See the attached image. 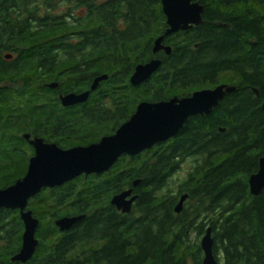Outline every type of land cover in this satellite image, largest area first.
Instances as JSON below:
<instances>
[{"label": "trees", "instance_id": "16d2710c", "mask_svg": "<svg viewBox=\"0 0 264 264\" xmlns=\"http://www.w3.org/2000/svg\"><path fill=\"white\" fill-rule=\"evenodd\" d=\"M93 1L39 0L33 29L3 21L0 36L11 35L15 40L6 43L1 39L0 48L14 47L26 55L27 62L18 74L0 72V83L26 86L18 101L28 95L36 97L43 54L60 52L81 53L80 61L89 66L95 56L98 75H110L99 89L98 116L127 119L140 101L189 96L222 83L237 91L228 93L212 115L192 117L171 143L147 152L143 161L122 164L121 171L107 178L104 189L109 182L117 188L127 180L130 184L140 180L135 189L137 203L128 217L117 216L112 208L102 215L93 209L98 187L81 193L78 197L82 199L71 186L50 192L34 208L41 225L36 235L40 246L28 264H202L200 242H190L189 233L194 231L200 237L208 227L220 264H264V190L252 196L248 184L264 155V0H194L204 7L203 23L165 38L164 44L172 47L170 56L152 52L154 40L167 29L161 0H106L92 8ZM81 2L90 6L87 18L71 16L75 9L60 12L67 3ZM152 58L162 60L159 71L141 88L131 87L128 92V75L115 73L114 68L127 66L128 59L143 63ZM53 60L49 66L55 73L51 70L49 74L57 75L62 68L59 64L54 67ZM106 100L118 110L109 111ZM124 100H129L125 108L121 106ZM112 124H87L83 134L91 138L88 141L83 136L80 142H91ZM189 160L191 167L185 177H177ZM22 173L0 169V186ZM174 184L177 186L172 188ZM184 194L189 198L177 214L176 204ZM76 214L86 218L69 232L60 233L55 219ZM1 219L0 227H21L20 221ZM20 236L4 239L0 264H14L11 256L20 247Z\"/></svg>", "mask_w": 264, "mask_h": 264}, {"label": "flooded vegetation", "instance_id": "af4514ba", "mask_svg": "<svg viewBox=\"0 0 264 264\" xmlns=\"http://www.w3.org/2000/svg\"><path fill=\"white\" fill-rule=\"evenodd\" d=\"M100 1L101 0H94L92 3V8L93 7L96 8ZM102 1L106 2V0H102ZM1 2L2 0H0V27L2 26L3 21H6L7 23L11 21V23L12 24L14 23L15 25L16 23H21L23 25H26L28 29H33V27H35L34 26L35 17L33 13H34V8L36 6L35 2H39V0H27L26 4H11V5L10 4L4 5ZM64 7L66 9H75L74 12L76 14L72 13L70 15L77 16L79 20L87 18L89 15L88 11L90 9V6L87 5L86 2L84 3L81 2L77 4L67 3L64 5ZM43 11H44V8H43ZM166 20L167 19H165V21ZM166 24H167V21H166ZM0 33H1V28H0ZM1 39L5 41L6 43H10L15 40V38H13V36L11 35H7L6 37H3V38L0 36V40ZM153 45H154V42H153ZM165 46L171 47L169 45H165ZM2 47L3 46H1L0 48V72L5 71V72L10 73L11 75L18 74L19 67L23 66L24 63L27 62L25 61L26 55H24V53L16 52L14 47L13 48L12 47L2 48ZM152 52H153V46H152ZM160 53H165V52L161 51L157 54H160ZM157 54H154V55H157ZM43 56L44 58L39 62L40 63L39 65L40 73L42 74V76L41 78H39L41 82L38 85L41 87H39L38 93L35 94L36 95L35 98H30L28 95L27 97H25V99L18 101L19 96L22 94H25V92L24 91L22 92L21 89H23L26 86L20 83L18 84L13 83L10 80H8L10 82L0 83V169L4 171L19 170L23 172L22 175L20 177H17V179H14V181H10V182L7 181L4 185L0 186V190L6 189L7 187L12 186L19 179L23 178L25 174L28 172L30 161L32 158H34L36 154L35 145H34L35 141L36 142L41 141L45 145L55 144L57 145L59 149H63V150H68L70 148L78 147V146H82V147L88 146L93 143L95 144L99 142L103 137L110 136L113 133H115L120 128L121 125L126 123L131 118V116L135 113L137 109L136 107H138L140 103L153 102V101L138 102L135 107L136 109L132 113L131 112L129 113V110H127V112L129 113L127 115L128 116L127 119H125V117L115 116L113 114L98 116V111H99L98 110L99 109L98 100L100 99L99 89L101 88L103 83H105L106 81L99 84L100 86L98 87L96 91H93V92L91 91V87H92L91 85L94 83L95 79L99 77L97 73L98 72V69H97L98 66H97V61H96L97 57L94 56V58L91 60L92 61L91 66H89L90 64H88L87 62L83 63L84 64L83 65L82 61H80L82 60L81 53L60 52V53H54V54L51 53V56L50 54L45 53L43 54ZM167 56H170V55H167ZM53 57H56L55 58L56 61L53 60ZM57 57L60 58V60H58ZM51 59L55 61V63L53 62L54 67L56 66V64L61 65V68H62L61 73L54 75L55 71L54 69H52V67H50ZM152 59H159V58H152ZM147 62L145 61L143 63L141 62L137 63L135 61H131L128 59L124 62L126 63L127 66L125 67L121 66V67L114 68L115 73L116 72L118 74L126 73L128 75L129 82L128 84L125 83L128 92H130L131 87L137 89L145 85V82L144 84H141L139 86H133L130 83H131V77L134 74L135 72L134 70L136 69V67L140 64H144ZM51 70L54 71L53 73L54 76L49 74ZM105 75L108 76V79L110 78V75L108 73ZM51 84H56L57 86L55 88H51L49 87ZM222 84H227V83H222ZM205 89H211V88H205ZM90 91H91L90 96L88 97V100L84 103H79V104H75L72 106L70 105L69 107L64 105L63 103L62 98L66 96H69L72 94L81 95V94H84ZM20 92L22 93L19 94ZM127 97L129 99V96ZM174 97L184 98L187 96L185 95L176 96L175 95L173 97H170L169 99L174 98ZM162 101H166V100H162ZM128 102L129 100H124L121 106L125 108L126 106H128ZM157 102H160V101H157ZM106 105H107V109L111 111L112 113L114 110L116 111L118 110L117 108H114V104L112 103L111 100H106ZM35 110H38V112H41L39 114H43V112H45L46 115H36L38 113L34 112ZM49 112L50 114H48ZM99 121L102 123L110 122L113 124L110 126H107V128L103 131V133L100 134V136H97L91 142L89 143L80 142L83 136H86L85 138H87L88 141H89V138H91L90 137L91 135L83 134V128L86 127L87 124H93V123L98 124ZM116 123H120V125L116 126ZM172 140L173 138H171L167 142L155 144V146L152 149L147 150L137 156L123 155L122 157L119 158L116 164L110 170H108V172L104 174H100V175H97V174L90 175V176H95L92 180H90L91 179L89 178L90 176L86 177L85 175H83L84 179H82L81 178L82 176H81L73 180L72 182L62 185L61 187L59 186L54 189H50V188L43 189L40 194H38L37 196L33 198H30L28 205L26 209L23 210V212L32 211L33 217L40 221V219L35 216V210H34V208L36 209L40 207V204L39 206L37 205L36 207L33 204L35 203V201L37 202V201L45 200V198H48L50 192L62 191V190L67 189L69 186H71L73 187V189H75L74 193L76 197H78L80 196L81 193L90 192L91 190H93L94 187L95 188L98 187V191L96 195L94 196L98 200L93 205V209H95L96 211L98 210L99 214L101 213L100 215H102L104 211L108 210L109 208H112L116 211L117 216L128 217L129 214H125L119 211L117 208H115V206L111 204V200L113 199L114 195L120 194L123 191L129 190V189H132L133 183L135 182L132 181L131 182L132 184H130L129 180H127L123 184H120V185L118 184L117 188H114L115 186L113 185L111 186L112 183L109 184L110 183L109 182L107 183L108 184L107 189H104V187L106 186V182L108 181L107 178L108 179L111 178L113 173L117 172V170L121 171L122 164L127 165V163H129L130 161H132V163H135L141 160L143 161L144 156L145 154H147V152L154 150L160 145L169 144L172 142ZM135 189H134V194H132L133 196L136 195ZM76 201H78V203L80 202L79 199ZM136 203L137 201L133 205V209ZM75 204L77 205V203ZM88 208L89 207H86L85 209H88ZM80 215H85V214H80ZM80 215L78 214L63 215L59 218L66 217V216L73 217V216H80ZM1 218L6 221H9V219L10 220L13 219L15 222L20 221L19 224L21 225V227L20 229H16V228L6 229L1 226L0 227V238H2L1 236L3 235H7V236L6 238H2L0 240V248L6 245L7 241H5L4 239L6 240L12 239L11 237L12 235L20 234L21 235L20 236L21 237L20 247L18 248V251L15 252L14 255L11 256L10 262L14 264L30 263V261L36 255L37 250L39 249L38 247L40 246V240L36 236L41 227L40 223H38L39 226H38V229L35 235L39 241V245L36 249V252L31 260H28L27 263H22L18 261H13V258L17 254L20 253L21 251L20 248H22L23 246L22 236L24 235V232H25V224L22 219V212L20 209L10 210L6 208H0V219ZM57 219H55V221ZM126 222H128V220H126ZM67 232H63V233H67ZM200 247H201V244H200Z\"/></svg>", "mask_w": 264, "mask_h": 264}, {"label": "water", "instance_id": "95a60500", "mask_svg": "<svg viewBox=\"0 0 264 264\" xmlns=\"http://www.w3.org/2000/svg\"><path fill=\"white\" fill-rule=\"evenodd\" d=\"M163 14L166 17L167 29L162 36L154 41L153 53L164 51L171 55V47L165 46V38L180 31L200 26L203 23L204 7L194 0H161ZM162 66V61L152 59L140 64L131 77L133 86H139L149 81ZM108 80L107 75L99 76L91 85V91H96L102 82ZM56 84L49 87L55 88ZM90 92L81 95H69L63 99L66 106L84 103ZM237 91L230 84H220L215 88L202 89L190 96L174 97L160 102H142L136 107L131 118L120 126L110 136L103 137L99 142L88 146L73 147L68 150L59 149L57 145H45L34 142L36 154L30 161L28 172L15 184L0 190V208L10 210L20 209L25 224L23 246L13 261L27 263L34 256L39 241L36 232L39 220L33 217L32 211L23 212L30 198L40 194L43 189H54L85 175L104 174L108 172L123 155L137 156L152 149L155 144L164 143L174 138L192 117L210 116L220 102L229 94ZM259 96L257 89L253 90ZM264 108V105H263ZM258 171L249 178V190L252 196H259L264 190V155L259 160ZM133 188L114 195L111 204L119 211L130 214L138 199L134 189L140 185V180L134 181ZM189 198L184 194L175 212L180 214ZM85 219V215L62 217L54 223L60 232H67ZM206 233L200 240L204 257L202 264H220L214 255L213 231L206 228Z\"/></svg>", "mask_w": 264, "mask_h": 264}, {"label": "rangeland", "instance_id": "374dc122", "mask_svg": "<svg viewBox=\"0 0 264 264\" xmlns=\"http://www.w3.org/2000/svg\"><path fill=\"white\" fill-rule=\"evenodd\" d=\"M100 2H103L102 0L100 1ZM99 2V3H100ZM65 10H67L65 7H64V5L60 8V12H65ZM73 13H75L74 11H72ZM76 14V13H75ZM74 17H76L77 18V16H74ZM189 167H191V161L189 160V161H187L183 166H182V168L180 169V175H177V177H182V178H184L185 177V175H186V171L187 170H189L190 168ZM175 186H177L176 184H174V185H172V188H174ZM47 196V195H46ZM40 202L41 201H35V203L33 204L35 207L37 206V205H39L40 204ZM186 203V202H185ZM190 235H189V239H190V242H192V243H195V242H201L200 240H202V237L205 235H202V236H198L197 235V233H195L194 231H191L190 233H189Z\"/></svg>", "mask_w": 264, "mask_h": 264}]
</instances>
